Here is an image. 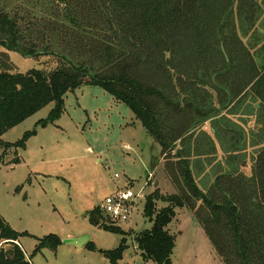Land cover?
I'll return each mask as SVG.
<instances>
[{"label":"trees","instance_id":"obj_1","mask_svg":"<svg viewBox=\"0 0 264 264\" xmlns=\"http://www.w3.org/2000/svg\"><path fill=\"white\" fill-rule=\"evenodd\" d=\"M29 3L31 7L13 10L0 5V145L4 150H24L37 128L58 120L67 92L98 85L124 103L160 144L164 169L176 187L163 195L155 185L145 198L143 212L153 224L134 239L142 260L171 264L175 235L167 227L179 207L192 213L221 264H264V145L246 172L242 168L246 158L238 153L246 143L240 137L242 130L224 119L247 97L260 103L256 119H264V62L257 63L237 29L239 20L255 18L257 0ZM8 51L31 58L50 56L55 66L18 72L11 68ZM51 102L48 115L21 139L1 141L7 130ZM248 105L250 111L256 110L252 103ZM205 121L212 131L202 129ZM258 137L264 144V124ZM222 140L229 152L220 172L203 190L192 170L201 160L191 161V157L212 161L215 142L222 146ZM12 163L18 164L19 158ZM158 200L167 205L156 209ZM87 216L92 226L125 235L105 223L99 206ZM27 235L0 216V241L10 244L8 249L0 246V264H30L19 244V238ZM60 244L61 239L50 233L38 238L32 253L55 250ZM84 246L95 249L91 241ZM125 247L123 236L118 247L99 252L109 264H117Z\"/></svg>","mask_w":264,"mask_h":264},{"label":"rangeland","instance_id":"obj_2","mask_svg":"<svg viewBox=\"0 0 264 264\" xmlns=\"http://www.w3.org/2000/svg\"><path fill=\"white\" fill-rule=\"evenodd\" d=\"M30 1L0 0V5L13 10L31 7ZM257 3L254 20H239L237 29L261 65L264 62V0H257ZM8 55L12 70L18 72L55 66L50 56L31 58L15 51H8ZM250 103L256 108L254 112L249 110ZM259 106L260 103L247 97L241 106L224 116L225 121L232 122V128L242 130L240 137H244L246 143L238 153L241 158H246V165L242 166L246 172H249L253 156L264 145L259 144L258 137V130L264 124L263 118L256 119ZM52 107V102L43 106L7 130L1 141L21 139L25 131L33 129L38 120L48 115ZM202 129L212 131L209 121H205ZM223 138L228 139L229 135ZM224 140L222 146L215 142L209 157L212 161L203 156L191 157V161L201 160L192 170L203 190L224 165L229 152ZM25 145L24 150H4L0 145V216L14 230L28 233L19 238V244L30 264H109L99 250L118 247L123 236H126V247L117 264H157L140 259L134 239L138 232L150 229L153 224L143 212L150 190L158 185L159 191L168 195L176 187L164 169L166 161L160 144L150 137L124 103L113 99L98 85H82L65 94L60 118L37 128V134ZM15 158H19L18 164L12 163ZM116 173L118 178L114 179ZM117 186L127 187L134 193L142 191V195L135 198L129 221L112 222L101 212L105 223L119 227L125 235L96 228L89 224L87 216L88 211L100 206L105 196ZM166 205L156 201V209ZM175 211L177 215L168 225L169 232L178 236L171 264H221L206 236L205 242L192 224L188 211L179 207ZM50 233L57 235L61 244L55 250L46 248L33 254L38 238ZM83 235L89 237L95 249L77 248L64 242ZM0 246L8 249L10 244L0 241Z\"/></svg>","mask_w":264,"mask_h":264},{"label":"built area","instance_id":"obj_3","mask_svg":"<svg viewBox=\"0 0 264 264\" xmlns=\"http://www.w3.org/2000/svg\"><path fill=\"white\" fill-rule=\"evenodd\" d=\"M113 177L118 178V174ZM141 195L142 191L134 193L127 187L117 186L116 190L105 196L99 207L103 216L112 222L129 221L133 216L135 198Z\"/></svg>","mask_w":264,"mask_h":264},{"label":"water","instance_id":"obj_4","mask_svg":"<svg viewBox=\"0 0 264 264\" xmlns=\"http://www.w3.org/2000/svg\"><path fill=\"white\" fill-rule=\"evenodd\" d=\"M88 241H89V237L87 235H83L78 238H70V239L64 240L65 243L72 244L76 246L77 248H82L84 245H86V243H88Z\"/></svg>","mask_w":264,"mask_h":264},{"label":"crops","instance_id":"obj_5","mask_svg":"<svg viewBox=\"0 0 264 264\" xmlns=\"http://www.w3.org/2000/svg\"><path fill=\"white\" fill-rule=\"evenodd\" d=\"M158 186V185H157ZM175 214H176V211H175ZM187 214L189 215V217L191 218V220H192V224L193 225H195L196 226V230L198 231V233L200 234V235H202L203 236V239H204V241L206 242V238H205V233H204V231H202V229H201V227L198 225V223H197V221L194 219V217L192 216V213H190V212H187ZM177 215V214H176ZM176 217V216H175ZM174 217V218H175ZM174 220V219H173ZM172 220V221H173ZM171 224V223H170ZM169 224V225H170ZM168 228V227H167ZM169 230V229H168ZM170 231V230H169ZM177 232H179L180 234H181V231H177ZM171 233V232H170ZM172 234V233H171ZM174 235H175V243H174V246H173V249L175 248V246H176V241H177V233H173ZM172 249V250H173ZM26 256V255H25ZM139 257H140V259H141V255H139Z\"/></svg>","mask_w":264,"mask_h":264}]
</instances>
